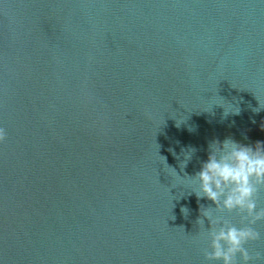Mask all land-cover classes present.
<instances>
[{
	"label": "water",
	"instance_id": "water-1",
	"mask_svg": "<svg viewBox=\"0 0 264 264\" xmlns=\"http://www.w3.org/2000/svg\"><path fill=\"white\" fill-rule=\"evenodd\" d=\"M260 106L264 0H0V264H206L185 175Z\"/></svg>",
	"mask_w": 264,
	"mask_h": 264
},
{
	"label": "clouds",
	"instance_id": "clouds-1",
	"mask_svg": "<svg viewBox=\"0 0 264 264\" xmlns=\"http://www.w3.org/2000/svg\"><path fill=\"white\" fill-rule=\"evenodd\" d=\"M239 111L237 108L232 113L239 114ZM6 140L7 131L0 128V143ZM208 150L201 170L194 176L185 175L195 186L192 192L197 198H207L215 205L207 209L201 206V215L210 222L209 229H204L203 219L196 221L200 225L201 242L206 244L202 250L204 261L206 264H255L264 260V253L250 247L261 239L255 225L264 221V207L259 206L260 194L264 192V143L245 146L226 138L223 142L211 141ZM194 151H189L181 169L186 167Z\"/></svg>",
	"mask_w": 264,
	"mask_h": 264
}]
</instances>
